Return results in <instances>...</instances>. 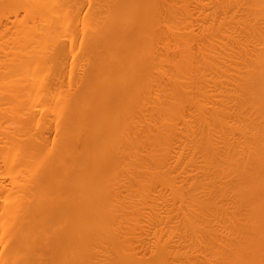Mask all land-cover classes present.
Masks as SVG:
<instances>
[{
    "label": "bare ground",
    "instance_id": "1",
    "mask_svg": "<svg viewBox=\"0 0 264 264\" xmlns=\"http://www.w3.org/2000/svg\"><path fill=\"white\" fill-rule=\"evenodd\" d=\"M83 1L0 0V264H264V0Z\"/></svg>",
    "mask_w": 264,
    "mask_h": 264
},
{
    "label": "rangeland",
    "instance_id": "2",
    "mask_svg": "<svg viewBox=\"0 0 264 264\" xmlns=\"http://www.w3.org/2000/svg\"><path fill=\"white\" fill-rule=\"evenodd\" d=\"M249 1H251V0H249ZM243 2H244V0H243ZM82 3H84L83 0H82ZM82 5H83V4H82ZM249 5H250V2H249ZM84 6H86L85 3H84V5H83V7H84ZM246 6H247V5L245 4V6H243L242 9H243V10H246ZM87 8H88V10H89V7H88V6H86L85 9L82 8L83 11H82V10L80 11V14H79L80 17H79V15H76V14H77L76 12H75L76 14L74 13L75 15H73V16H74L75 18L78 17L79 19L82 18V17L84 16L85 13L89 12V11L87 10ZM244 8H245V9H244ZM251 8H252V7L250 6V10H251ZM248 9H249V8H248ZM248 9H247V11H248ZM253 9H254V8H253ZM86 11H87V12H86ZM81 12H82V13H81ZM90 14H92V13L90 12ZM90 14H89V15H90ZM73 16H72V18L75 19ZM76 16H77V17H76ZM64 20L66 21L65 23L62 22L63 20H61V22H60V21L58 22L59 24H61V28L58 27V29H61V30L58 31V32H61V33H59V41L63 40V41H61V42L64 43V41L66 40L67 43H68V44H66V45H67V48H69V45H70V44H69L68 39L70 40V39L72 38V35H73V40H74L73 42L76 43V45L78 46V45L81 43V41H83V40H82V39H83V34H84V33H83V32H84L83 30H86V28L83 29L84 26H83V24H81V23L79 22V20H77L78 23H76V25L79 24V26L77 25V26H78L77 29H75V28H76V25H74L75 23L72 24V25H70L71 21H73L72 19H71V20H70V19H68V20H67V19H64ZM69 20H70V21H69ZM68 22H69V23H68ZM74 22H75V20H74ZM62 23H64V25H63ZM72 23H73V22H72ZM59 24H58V25H59ZM67 25H68V27L66 28L65 26H67ZM73 25L75 26V28L72 27ZM59 26H60V25H59ZM82 26H83V27H82ZM69 27L72 29L70 32H68L70 37H68V33H67V31L70 30ZM80 27L82 28L81 31H79ZM86 27L88 28V27H90V25H87ZM65 28H66V29H65ZM68 28H69V29H68ZM73 28H74L76 31H75ZM78 28H79V29H78ZM62 29H64V31H65L66 33H65L64 31H63V32H64V33H63V32H62ZM77 30H78V31H77ZM72 31H74L75 33H73ZM82 31H83V32H82ZM76 32H77V33H76ZM81 32H82V33H81ZM196 32H199V30H196ZM71 33H73V34H71ZM62 34H65V35H62ZM81 34H82V35H81ZM60 36H61V38H60ZM64 36H65V37H64ZM63 37H64L65 39H62ZM75 37H76V38H75ZM246 39H248V38H245V40H246ZM243 40H244V39H243ZM66 41H65V42H66ZM247 41H248V40H246V43H247ZM83 43H84V41H83ZM64 44H65V43H64ZM244 44H245V43H244ZM254 44H256V43L254 42ZM66 45H65V46H66ZM84 46H85V45H84ZM110 48H111V47H110ZM112 48H113V47H112ZM112 48L110 49V51H112V54H113V52L115 53L116 50L114 51V50H112ZM85 49H86V47H84V48L82 49V52H84ZM88 51H89V50H88ZM228 51H229V50H228ZM230 51H231V50H230ZM85 52H87V50H86ZM89 53H90V52H89ZM93 53H94V52H93ZM228 53H230V52H228ZM64 55H65V56H63V57H65V60H63V62H64V63L67 62L66 64H70V63L72 62V57H70L71 55L69 54L68 57L66 56V54H64ZM89 55H90V57H91L92 53H90ZM107 55L109 56V54H107ZM114 55H116V54H114ZM85 56L88 58L87 54H86ZM105 56H106V55H105ZM108 56H107V57H108ZM107 57H106V58H107ZM68 58H69V61H68ZM1 59H2V58H1ZM62 59H64V58H62ZM62 59L60 58L59 62H60ZM90 59H91V58H90ZM96 59H97V61H98V58H96ZM94 61H95V60H94ZM69 62H70V63H69ZM81 62H82V61H81ZM83 62H84V64L86 63V62H85V59H84ZM79 64H80V63H79ZM81 64H83V63H81ZM83 66H85V65H83ZM68 71H69V70L66 69V70H64V71L62 72L63 74L60 73L62 77L59 75V76H60V77H59V80H60V78H61V80H62L61 82H63V81L65 80V81H64V82H65V85L63 84V86H64V90H63V91H65V90L67 91L68 86H69V85H67V79L69 78V74H70ZM56 72H57V71H56ZM64 72H65V73H64ZM53 73H55V71H53ZM56 75H57V74H56ZM63 75H64V77H63ZM52 76H53V75H52ZM205 76H206V75H205ZM208 76H209V75H208ZM115 77L117 78V76H115ZM210 77H211V76H210ZM214 77H215V79H216L217 76L214 75ZM113 78H114V77H113ZM116 78H114V79H116ZM206 78H207V79H210V78L207 77V76H206ZM63 79H64V80H63ZM68 80H69V79H68ZM114 81H116V80H114ZM68 83H69V81H68ZM37 85H38V84H36V87H33V89H34V88L36 89V88L38 87ZM35 89H34V91H35ZM36 90H39V91H36V94H39L40 89H36ZM52 90H54V89H52ZM68 90H69V89H68ZM213 91H214V90H213V88H212V89H211V93H215V92H213ZM37 92H38V93H37ZM48 92H49V91H48ZM34 93H35V92H34ZM34 93L32 94L33 96H34ZM51 93H54V94H55L54 91L51 92ZM51 93H50V94H51ZM33 96H32V97H33ZM32 97H30V98H31L30 100H29V99H27V100H25V99L21 100L22 105H23V108H24V107H28V108H29L28 110L33 109V108L35 109V107H33V106H32V108H30V107H31V104L28 103V101L30 102V101L32 100ZM34 97H35V96H34ZM25 101H26V102H25ZM34 101H35V100H34ZM79 101H81V100H79ZM30 103H32V101H31ZM51 103H52V102H51ZM16 104L19 105V104H21V103L18 102V103H16ZM32 104H33V103H32ZM34 104L37 105V104H39V103H34ZM26 105H27V106H26ZM51 105H52V104H51ZM37 106H38V105H37ZM37 106H36V107H37ZM47 106H48V105H47ZM52 106H53V105H52ZM95 106H96V108L93 107L92 110L95 109V112H96V111H97V112L95 113L94 110H93L92 112H94V114L91 112V113H92V116H94V115L97 116V114L99 113V110H100V109L102 110V107L100 106V104H98V106H100V107H97V105H95ZM48 107H51L50 104H49ZM215 107H218V106L216 105ZM34 109H33V110H34ZM234 109H235V111H237V114H241V113H242V112H240L239 106H237V107L234 108ZM238 109H239V110H238ZM36 110H38V107L36 108ZM241 111H242V110H241ZM91 113H90V115H91ZM88 114H89V113H87V115H88ZM50 115H51V116H49V118H48V119L50 120V122H49V120H48L47 124L50 123L49 125H50L51 128H52V126H53V127L55 126V125H54V121H55V120H57V121H58V120H61V121H62V119H63V117H64V116H62V117H60L61 119H59V118H55V119H54L55 115H52V114H50ZM27 116L29 117V114H28ZM96 116H95V117H96ZM241 116H242V114H241ZM241 116H240V117H241ZM51 117H52V118H51ZM16 118H17V117H16ZM16 118H15V119H16ZM65 118H66V117H65ZM8 119H9V118H8ZM17 119H19V118H17ZM52 119H53V122H51ZM12 120H13V119H12ZM12 120L10 119V122H11ZM63 120H64V119H63ZM66 120H67V119H66ZM5 121H7V120H5ZM5 121L2 123V126H4V127H5L6 124L8 123V122H5ZM8 121H9V120H8ZM13 121H15V120H13ZM13 121H12L11 123H14ZM16 121H17V123L15 122V124H16V125H20V124H19V121H18V120H16ZM29 121H30V120H29ZM10 122H9L7 125L11 124ZM210 122H211V121H210ZM218 122H219V119H218ZM227 122H228V121H227ZM231 122H232V119H231ZM26 123H27V122H26ZM211 123H212V122H211ZM29 124H30V122H29ZM13 125H14V124H13ZM51 125H52V126H51ZM9 126H10V129H9ZM9 126H7V127H8V129L10 130V132H12V131H14V130H17V129L20 130V128H21V125H20V126H17V127H16V126H15V127L13 126L14 128L11 127V125H9ZM29 126H31V125H29ZM15 128H16V129H15ZM32 128H33V127H32ZM32 128H31V129H32ZM34 128H35V127H34ZM13 129H14V130H13ZM18 130H17V131H18ZM13 133L16 134L17 132L14 131V132H12V134H13ZM18 133H19V135H20V134L22 135V133H20V132H18ZM50 137H51L50 139L53 138L52 136H50ZM2 145H3V143L0 145V146H1V147H0V158H1V159H0V175H1V176H0V182L4 183L8 188H10V187H11V184H10L11 179H10V177H16L17 180H18V178L20 177V178H19L20 180H18V181H20V183H21V181H23V177L21 176V175H22V171H23V169H22V168H21L22 170L19 169L20 171L16 169V171L18 172V174L15 172V167H14V166H10V165L8 164L9 161H11V158H12L13 153H12V155H11V153H10L9 150H8V148L5 147V145H4V146H2ZM4 148H5V149H4ZM79 149L81 150L82 148L78 147L77 150H79ZM6 151H7V152H6ZM2 153H3V154H2ZM10 155H11V157H10ZM6 157H7V158H6ZM2 159H3L4 161L6 160V161H5L6 163H5L4 161H2ZM8 160H9V161H8ZM1 161H2L3 163H1ZM213 161H215V160H213ZM213 161L209 160V162H211L210 164H213L214 166H216L215 163H218V162L215 161V163H214ZM201 163H202V162H201ZM218 165H220V164L218 163L217 166H218ZM5 167H6V168H5ZM8 167H9V168H8ZM182 167L184 168V166H182ZM182 167H181V170H179V172L182 171V169H183ZM16 168H18V167H16ZM209 168L212 169V172H213V170H214V171H215V175H216V170H215V169H217V167L215 168V167H212V166L210 165ZM3 169H4V170H3ZM12 170H13V171H12ZM194 170H195V169H194ZM5 171H6V172H5ZM9 172H12V173H9ZM13 172H15L16 174L13 173ZM192 172H193V173H196L197 171L195 170V171H192ZM192 172L190 171V173H192ZM14 175H15V176H14ZM23 175H24V174H23ZM8 176H9V177H8ZM222 176H223V174H222ZM213 177H214V176H213ZM223 177H224V176H223ZM13 179H14V178H13ZM21 179H22V180H21ZM191 182H192V181H191ZM21 184H23V182H22ZM244 184H245V183H244ZM218 185H219V184H218ZM245 185H246V184H245ZM245 185H244V187H246ZM242 190H244L243 186H242ZM237 191H239V189H237ZM164 192H168V191H167V190H164ZM167 194L169 195V193H167ZM233 194H236L235 191L233 192ZM220 195H221V194H220ZM222 195H223V194H222ZM227 196H229V195H227ZM227 196H226V197H227ZM215 198H216V197H215ZM0 202H1V201H0ZM0 204H1V203H0ZM179 205H180V203H177V206H179ZM218 210H220V209H218ZM221 210H222V209H221ZM232 210H233V209H232ZM223 211H224V210H223ZM223 211H222L221 213L224 215ZM216 212H217V211H216ZM225 212H226V211H225ZM227 212H228V211H227ZM218 213H219V214H218ZM221 213H220V211H218L217 214H216V215H218L217 217H219V215H220V216H223ZM228 213H229V212H228ZM225 216H226V213H225ZM176 221H177V220H175V222H176ZM2 222H3V221H2ZM2 222H1V220H0V227H1V224H3ZM238 223H240V222H238ZM225 224H228V223H225ZM228 225H229V224H228ZM226 226H227V225H225V228H224V232L226 231L224 234H227V233H228V230H227V227H226ZM211 227H212V226L210 225V231H208V232H211V231H212V228H211ZM1 232H2V227L0 228V235H1ZM204 234H205V233H204ZM208 235H209V234H208ZM211 236H212V235H211ZM0 238H1V237H0ZM207 239H208V237H207ZM209 239H210V238H209ZM213 239H214V237H212V240H213ZM210 240H211V239H210ZM210 240H209V241H210ZM209 241H208V242H209ZM204 242L206 243V240H204ZM242 242H243V241H242ZM241 246H242V245H241ZM217 247H218V246H217ZM217 247H216V248H217ZM180 248H182V247H180ZM182 249H183V248H182ZM203 250H204V249H203ZM184 251H186L185 248L182 250V252H184ZM187 251H188V249H187ZM196 252H197V253H196ZM196 252L194 253L195 255H198V254L200 255V253H202V250H197ZM204 252H205V250H204ZM208 252H210V251H208ZM208 252H205L206 254L204 253V255L207 256V257L209 256L208 259L211 260V259H210V253H208ZM1 253H2V251L0 250V255H1ZM200 256H201V255H200ZM200 258H201V257H200ZM227 258H228V257H227ZM201 259H202V258H201ZM181 260H182V261H181ZM181 260L178 259L177 262L179 261V263L176 262L175 264H188L187 260H185V259H183V258H182ZM205 260H207V259H205ZM245 260H246V258L243 260V262H245ZM180 261H181V262H180ZM200 261H201V260H200ZM216 261H217V260H216ZM205 262H206V264H209V263H208V260L205 261ZM209 262L212 263V261H209ZM225 262H226V260L224 261V263H225ZM248 262H249V260H248ZM169 263H170V262H169ZM192 263H193V262H191V264H192ZM200 263H201V262H200ZM246 263H247V261H246ZM198 264H199V263H198Z\"/></svg>",
    "mask_w": 264,
    "mask_h": 264
}]
</instances>
